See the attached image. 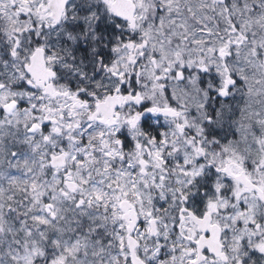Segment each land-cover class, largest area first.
I'll return each instance as SVG.
<instances>
[{"label":"snow or ice","instance_id":"obj_1","mask_svg":"<svg viewBox=\"0 0 264 264\" xmlns=\"http://www.w3.org/2000/svg\"><path fill=\"white\" fill-rule=\"evenodd\" d=\"M0 264H264V0H0Z\"/></svg>","mask_w":264,"mask_h":264}]
</instances>
